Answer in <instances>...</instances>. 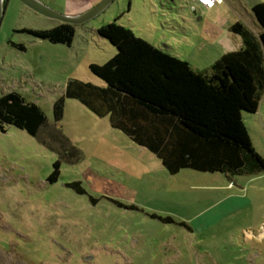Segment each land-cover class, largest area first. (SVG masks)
Listing matches in <instances>:
<instances>
[{
  "label": "rangeland",
  "instance_id": "obj_1",
  "mask_svg": "<svg viewBox=\"0 0 264 264\" xmlns=\"http://www.w3.org/2000/svg\"><path fill=\"white\" fill-rule=\"evenodd\" d=\"M12 1L0 26V96L21 92L41 106L47 124L38 136L0 125V264H264L263 173L236 175L241 187L233 188L222 172L171 174L109 115L72 97L60 120L54 110L70 79L106 85L90 64L106 62L117 48L100 26H128L205 70L226 48H237L234 38L242 41L232 23L260 29L250 4L264 0H222L211 9L195 0H112L76 24L71 45L21 31L41 28L45 16ZM244 119L260 143L261 118L245 112ZM231 192L243 197L229 198Z\"/></svg>",
  "mask_w": 264,
  "mask_h": 264
},
{
  "label": "trees",
  "instance_id": "obj_2",
  "mask_svg": "<svg viewBox=\"0 0 264 264\" xmlns=\"http://www.w3.org/2000/svg\"><path fill=\"white\" fill-rule=\"evenodd\" d=\"M252 11L259 32L242 21L232 23L230 30L241 37L242 46L223 53L205 70L194 69L128 26L116 21L100 26L98 33L117 48L106 62L90 64L106 85L70 79L54 103L57 120L63 117L65 98H76L96 114L109 115L112 126L156 154L171 174L182 168L264 173V156L254 148L244 121L245 112L258 111L264 94V1L255 3ZM20 30L71 45L76 24L59 21L51 28ZM11 43L25 49L22 43ZM4 124L38 136L47 116L39 104L13 90L0 96L2 128ZM58 167L56 162L50 181L57 178ZM152 216L176 222L172 216ZM177 223L190 228L184 221Z\"/></svg>",
  "mask_w": 264,
  "mask_h": 264
},
{
  "label": "crops",
  "instance_id": "obj_3",
  "mask_svg": "<svg viewBox=\"0 0 264 264\" xmlns=\"http://www.w3.org/2000/svg\"><path fill=\"white\" fill-rule=\"evenodd\" d=\"M16 1H14V2H16ZM41 1L50 5L51 7H53L54 9L58 10L61 13L69 14V15H75V14H80V13L87 11V9H89L90 7L95 5L99 0H41ZM12 2H13L12 0H5V4L3 2V7H4L3 8V16H4V12H6L7 7ZM255 3H257V2H251L250 6L252 7ZM212 8H214V6ZM207 9H211V8H207ZM30 10H33V9H30ZM44 18H45V20L42 22V26H40L41 28H51V27H54L55 25H57L59 22V20H57V19L49 18L46 16ZM255 32H259V30H256ZM234 41L237 45V48H229L228 47V48H226L225 52L231 51V50H236L242 46L241 40L234 38ZM225 52H223V53H225ZM263 102H264V100L260 101L259 109L256 112V114H258L259 117L261 118V123L262 122L264 123V103ZM244 121H245V119H244ZM256 124H258V126H257L258 133L261 134L262 141L260 140V143L255 142L247 124H246V126H247V129H248V132H249V135H250V138H251V141H252L254 148L256 149V151L258 153H260L262 156H264V127L262 124H260V122H258ZM257 174H262V173H257ZM228 178L230 180L228 187L233 188L235 185H239V187H241L239 184L241 182L238 179L239 177H236V175H229ZM228 197L238 199V198H242L243 195L242 194L239 195L238 193H232L231 192ZM241 207L242 206H239V205H238V207L234 206L233 207L234 209L231 208L232 210H230L229 213L231 214L233 211H239L242 209ZM246 232L249 236H254V233L252 231H246ZM260 234L264 235V232H260Z\"/></svg>",
  "mask_w": 264,
  "mask_h": 264
},
{
  "label": "water",
  "instance_id": "obj_4",
  "mask_svg": "<svg viewBox=\"0 0 264 264\" xmlns=\"http://www.w3.org/2000/svg\"><path fill=\"white\" fill-rule=\"evenodd\" d=\"M27 7L33 9L34 11L53 19H57L62 22H68L72 24H81L100 11H102L112 0H102L96 6L92 7L91 9L75 15H69L59 12L58 10L54 9L50 5L44 3L41 0H19ZM3 2L4 0H0V26L3 18Z\"/></svg>",
  "mask_w": 264,
  "mask_h": 264
},
{
  "label": "built area",
  "instance_id": "obj_5",
  "mask_svg": "<svg viewBox=\"0 0 264 264\" xmlns=\"http://www.w3.org/2000/svg\"><path fill=\"white\" fill-rule=\"evenodd\" d=\"M200 5H202L205 8H212L216 5V3L221 2L222 0H195Z\"/></svg>",
  "mask_w": 264,
  "mask_h": 264
}]
</instances>
